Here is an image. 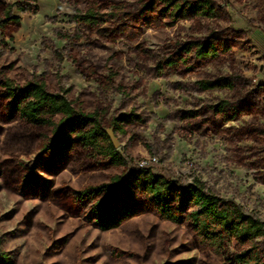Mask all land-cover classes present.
<instances>
[{
    "label": "rangeland",
    "instance_id": "obj_1",
    "mask_svg": "<svg viewBox=\"0 0 264 264\" xmlns=\"http://www.w3.org/2000/svg\"><path fill=\"white\" fill-rule=\"evenodd\" d=\"M148 1L35 0L37 13L15 10L21 25L10 43L14 50L0 57L7 77L17 84L42 77L52 92L70 88L69 99L87 112H101L105 126L121 113L137 114L142 121L129 125L125 134L107 130L118 141L122 167L98 163L82 151L53 162L39 148L51 129L3 123L0 101V253L9 264H227L200 248L186 224L150 210L111 231L74 214L67 189L125 176L149 157L157 158L148 168L155 175L181 185L202 184L264 221V0H214L218 18L173 27L166 21L155 24L156 14L143 9ZM93 2L122 7L119 20L125 16L133 32L107 40L74 22L73 15ZM116 25L107 21L103 27ZM209 35L229 43L231 52L198 61L180 50ZM168 59L175 65H167ZM221 77L233 78L236 89L200 90V81ZM222 100L230 103L224 116L212 108ZM235 111L239 114L233 117ZM188 112L196 117L183 118ZM17 160L29 167L46 161L37 168L44 186L32 198L21 191ZM120 252L134 256L118 258ZM230 252H235L232 246Z\"/></svg>",
    "mask_w": 264,
    "mask_h": 264
},
{
    "label": "trees",
    "instance_id": "obj_2",
    "mask_svg": "<svg viewBox=\"0 0 264 264\" xmlns=\"http://www.w3.org/2000/svg\"><path fill=\"white\" fill-rule=\"evenodd\" d=\"M29 2L6 3L0 0V57L4 50H14L10 43L14 41V31L21 25V18L15 10L38 12V6L32 5L35 0ZM143 9L156 14L155 24L158 26L163 25V21L173 27L180 21H193L197 18L213 20L219 17V9L214 0H149L144 3ZM120 12L122 7L118 5L93 2L84 13L75 14L72 18L74 22L96 30L104 39L113 40L133 32L132 24L125 16L119 20ZM107 21H118V25L113 29L103 27ZM218 39L216 35H209L182 44L180 50L198 61L218 60L231 52L229 43ZM143 52L147 53L146 50ZM58 58L63 61L62 55H58ZM166 64L175 65L170 59ZM114 74L110 69V78ZM198 86L201 91H234L237 87L231 77L202 80ZM70 91V88H62L52 92L42 77L17 84L0 68L2 122L14 124L19 121L31 127L51 129L50 136H43L39 147L41 154L49 161L61 162L82 151L98 163L122 167L124 159L107 130L125 134L129 125L142 121L141 117L134 113H121L111 120L109 126H105L103 114L99 111L87 112L77 106L68 97ZM229 106L228 101L222 100L212 108L214 113L224 116ZM236 114L239 112L235 111L232 116ZM195 117V112H188L183 118ZM16 164L22 173L21 191L32 198L34 190L44 186L37 168L46 166V161L42 160L35 167H29L20 160ZM3 174L0 166V177ZM66 193L69 204L76 210L74 214L82 213L87 222L102 231L118 229L145 210H150L174 224H186L200 248L213 251L224 258L227 264H264V221L246 212L236 202L211 194L202 184L181 185L168 180L164 175L139 169L125 176H113L107 183L78 191L67 189ZM231 246L235 252H230ZM116 256L126 258L134 255L120 252ZM9 263V257L0 253V264Z\"/></svg>",
    "mask_w": 264,
    "mask_h": 264
},
{
    "label": "built area",
    "instance_id": "obj_3",
    "mask_svg": "<svg viewBox=\"0 0 264 264\" xmlns=\"http://www.w3.org/2000/svg\"><path fill=\"white\" fill-rule=\"evenodd\" d=\"M157 163V158L156 157H149L148 159L142 160L138 163L137 169H145L148 170L151 166Z\"/></svg>",
    "mask_w": 264,
    "mask_h": 264
},
{
    "label": "water",
    "instance_id": "obj_4",
    "mask_svg": "<svg viewBox=\"0 0 264 264\" xmlns=\"http://www.w3.org/2000/svg\"><path fill=\"white\" fill-rule=\"evenodd\" d=\"M108 134H109L114 146L117 147L118 146V141L116 140V138H114L110 133H108Z\"/></svg>",
    "mask_w": 264,
    "mask_h": 264
},
{
    "label": "crops",
    "instance_id": "obj_5",
    "mask_svg": "<svg viewBox=\"0 0 264 264\" xmlns=\"http://www.w3.org/2000/svg\"><path fill=\"white\" fill-rule=\"evenodd\" d=\"M261 71H262V72H264V66H263V67H261Z\"/></svg>",
    "mask_w": 264,
    "mask_h": 264
}]
</instances>
